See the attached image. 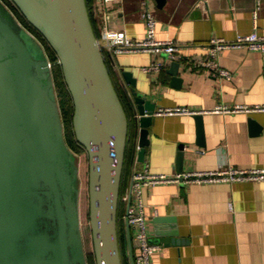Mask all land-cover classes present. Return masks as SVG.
Returning a JSON list of instances; mask_svg holds the SVG:
<instances>
[{"label":"water","instance_id":"water-1","mask_svg":"<svg viewBox=\"0 0 264 264\" xmlns=\"http://www.w3.org/2000/svg\"><path fill=\"white\" fill-rule=\"evenodd\" d=\"M12 1L57 54L72 94L74 133L89 155L95 262L125 264L120 207L132 122L142 160L156 104L138 93L132 72L123 71L132 83L131 117L89 0ZM195 117L203 134V116ZM184 156L182 144L179 170ZM80 197L79 161L65 136L52 62L41 39L0 0V264H89ZM125 231L128 261L136 264L128 217Z\"/></svg>","mask_w":264,"mask_h":264},{"label":"crops","instance_id":"crops-1","mask_svg":"<svg viewBox=\"0 0 264 264\" xmlns=\"http://www.w3.org/2000/svg\"><path fill=\"white\" fill-rule=\"evenodd\" d=\"M92 5L100 33L106 16L110 27L143 38V12L149 8L157 16L158 38L180 44L178 59L162 52L129 51L109 61L128 102L132 83L123 71L132 72L136 90L156 104L155 111L160 107L205 110L218 104H264V50L241 46L221 51L219 62L232 72L231 79L213 75L200 63L209 54L212 37L234 39L238 33L254 29L255 0H165L163 4L114 0L107 5L90 0V8ZM257 25L264 34V3ZM153 62L161 68L143 69ZM198 114L203 116V134L196 114L155 112L142 160L139 153L133 160L139 143L133 125L128 191L133 166L140 170L148 165L150 171L166 174L228 166L264 167V111ZM182 144L185 156L179 170ZM143 199L148 234L161 245L152 264H264V181L158 183L144 188ZM123 231L126 237L125 217Z\"/></svg>","mask_w":264,"mask_h":264},{"label":"built area","instance_id":"built-area-1","mask_svg":"<svg viewBox=\"0 0 264 264\" xmlns=\"http://www.w3.org/2000/svg\"><path fill=\"white\" fill-rule=\"evenodd\" d=\"M103 5H107L114 0H101ZM4 2V1H3ZM254 9L255 26L248 33H238L234 39H226L224 37H212L207 45L208 56L203 58L200 63L206 67L213 75L222 78L231 79L233 74L230 70L224 68L219 62L221 51L231 47L246 46L251 49L264 50V34L259 33L257 28V20L259 11L263 6L264 0H255ZM5 3V2H4ZM7 6V5H6ZM8 7V6H7ZM105 7V6H104ZM92 16L93 10L97 11L93 5L91 6ZM16 15V14H15ZM18 18V16L16 15ZM143 18L146 23V34L143 38H134L126 33L125 30L110 27L107 17H102L101 33L99 35V43L107 57L108 61H115L116 57L122 52L129 51H149L162 52L172 59L180 58V44L175 39H161L157 36V16L153 10L147 8L143 12ZM31 30V29H30ZM32 31V30H31ZM33 32V31H32ZM158 62H153L143 66L145 71H154L160 69ZM255 111H264V104H218L211 109L198 110L191 109L186 106L176 107H160L154 113L157 114H198L205 112H223L251 113ZM141 145H135L136 154L133 158L138 157ZM131 189L133 201L129 205L130 191L122 194V202L126 205V213L124 217H128L132 226L133 237L137 243L135 261L136 264H152L153 254L161 248V245L151 240L146 221L145 203L143 199L144 188L158 183H187V182H214V181H264V167H237L228 166L226 168L216 170H191L183 171L175 174L155 173L150 171L148 165L143 169L137 170L133 166L131 171ZM232 207V203H230Z\"/></svg>","mask_w":264,"mask_h":264},{"label":"rangeland","instance_id":"rangeland-1","mask_svg":"<svg viewBox=\"0 0 264 264\" xmlns=\"http://www.w3.org/2000/svg\"><path fill=\"white\" fill-rule=\"evenodd\" d=\"M5 2V4L8 6V8L18 16V18L21 20V22L27 26V23L21 18V16L14 10V8L11 6L10 3L7 2V0H2ZM42 41V40H41ZM47 55L49 56L51 62H52V71L56 83V90H57V95H58V100L60 103V108L62 112V119L64 123V132L66 139L70 146L74 149V151L77 154L78 161H79V186H80V208H81V219H82V232L84 236V242H85V247H86V252L88 255V261L89 264H96L95 262V256L93 253V243H92V234H91V229H90V220H89V192H88V187H89V155L88 152L80 147L75 140V136L73 133V128H72V114L73 111L70 109V114L66 112V108L64 107L62 103V97L63 95L60 93L61 92V86H64V80L59 77V79L56 78L55 76V69L56 67H59L60 62L59 58L56 57L54 58L46 45L44 41H42ZM61 85V86H60ZM72 100H70L67 104V106L70 108L72 106Z\"/></svg>","mask_w":264,"mask_h":264},{"label":"trees","instance_id":"trees-1","mask_svg":"<svg viewBox=\"0 0 264 264\" xmlns=\"http://www.w3.org/2000/svg\"><path fill=\"white\" fill-rule=\"evenodd\" d=\"M90 1V0H89ZM8 3L11 4V6L14 8V10L21 16V18L27 23V27L29 29H31L42 41H44L46 43V45L48 46L52 56L54 58L58 57L57 54L55 53V51L50 47V45L47 43L46 39L33 27L29 24V22L26 20V18L23 16V14L21 13V11L18 9V7L15 5V3L12 1V0H7ZM95 23V22H94ZM95 27H96V31L98 33V35H100V31L97 27V25L95 24ZM113 77H114V74L112 73ZM55 76L57 79L62 78L64 80V86H61V94L63 95L62 97V103L64 105V107L66 108V112L70 114V109L71 111H73L74 113V103H73V98H72V94L70 92V89L68 87V85L66 84L65 82V79H64V75H63V71H62V67H61V64L59 65V67H56L55 69ZM114 80H115V83H116V79L114 77ZM117 85V83H116ZM118 87V86H117ZM118 90L122 96V99L131 115V108L129 109V102L127 99H125V97L123 96L121 90L119 89L118 87ZM72 100V106L69 108L67 106L68 102ZM131 107V106H130ZM72 119H73V114H72ZM72 122V128H73V121ZM133 122H132V127H133ZM132 130V128H131ZM73 133H74V128H73ZM74 136H75V140L77 141L78 145L82 148L85 149V147H83L77 140L76 138V135L74 133ZM86 150V149H85ZM87 151V150H86ZM130 156H131V142L128 144V154H127V161H126V169H125V174H124V183H123V193H125L127 191V184H128V177H129V173H130V167H129V163H130ZM123 220H124V211H123V203H121V207H120V239H121V246H122V253H123V258H124V263L125 264H129V261H128V257H127V254H126V251H127V248H126V238H125V234H124V231H123Z\"/></svg>","mask_w":264,"mask_h":264}]
</instances>
